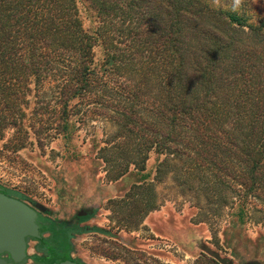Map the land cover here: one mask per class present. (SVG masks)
<instances>
[{"label": "trees", "instance_id": "1", "mask_svg": "<svg viewBox=\"0 0 264 264\" xmlns=\"http://www.w3.org/2000/svg\"><path fill=\"white\" fill-rule=\"evenodd\" d=\"M239 6L0 0V129L27 118L21 93L48 90L50 101L35 100L39 128L66 132L74 101L94 106L117 126L114 149L139 137L119 173L143 170L155 149L209 209L264 214V19Z\"/></svg>", "mask_w": 264, "mask_h": 264}, {"label": "rangeland", "instance_id": "2", "mask_svg": "<svg viewBox=\"0 0 264 264\" xmlns=\"http://www.w3.org/2000/svg\"><path fill=\"white\" fill-rule=\"evenodd\" d=\"M211 1L214 6L235 3ZM238 2L239 8L264 19V0ZM81 16L86 29L97 24L90 14L83 11ZM94 52L96 62L101 61L104 48L98 46ZM20 97L29 102L19 101L17 106L27 118L21 120L22 126L0 129V185L55 212L79 200L110 201L91 226L119 233L124 237L120 241L132 247L107 240L92 229L75 243L84 259L94 264H210L208 257L168 241L172 239L169 231L186 230L204 237V243L220 256L255 253L264 260V214L229 202L219 212L209 209L201 195L181 185L180 175L174 172L178 164L160 168L166 154L155 149L149 152L143 170L130 164L119 173L126 164L124 158H133L139 137L131 136L124 148L114 149L117 126L108 117L98 116L100 112L94 114V106L77 101L69 108L67 131L57 135L39 128L38 117L33 116L40 107L36 98L47 102L51 93L32 90ZM193 181L197 186L198 179Z\"/></svg>", "mask_w": 264, "mask_h": 264}, {"label": "flooded vegetation", "instance_id": "3", "mask_svg": "<svg viewBox=\"0 0 264 264\" xmlns=\"http://www.w3.org/2000/svg\"><path fill=\"white\" fill-rule=\"evenodd\" d=\"M0 193L26 202L24 197L15 191H12L0 185ZM109 199V198H108ZM107 199V200H108ZM110 201L102 202L97 200H79L70 207L61 212L46 207L48 210L40 211L36 209L38 203L32 202L30 205L37 213L36 225L38 228V237H30L26 239V256L17 262L8 254L0 255V260L4 264H54L58 261L68 260L77 264H94L84 259L76 248V241L84 234L94 229L91 223L100 219L105 204ZM43 206V205H42ZM99 233L107 240H113L123 244L118 238L119 233H113L101 228ZM173 244L182 246L184 250L189 252H198L199 257H208L211 259L210 264H264L263 258L258 254H242L237 256H220L224 259L223 263L201 251L203 243L200 235L184 231L168 232ZM121 234V233H120ZM205 244V243H204ZM127 248L132 247L130 243H126ZM131 249V248H130Z\"/></svg>", "mask_w": 264, "mask_h": 264}, {"label": "water", "instance_id": "4", "mask_svg": "<svg viewBox=\"0 0 264 264\" xmlns=\"http://www.w3.org/2000/svg\"><path fill=\"white\" fill-rule=\"evenodd\" d=\"M33 201L21 202L7 197L0 193V255L8 254L17 262L26 256V239L38 237V228L36 225L37 213L31 208ZM36 209L40 211L48 210L46 207L37 204ZM124 239L122 235L118 236ZM203 249L201 251L223 263L220 255L209 246L204 244V237L201 238ZM0 264H4L0 260ZM54 264H77L72 261L62 260Z\"/></svg>", "mask_w": 264, "mask_h": 264}]
</instances>
